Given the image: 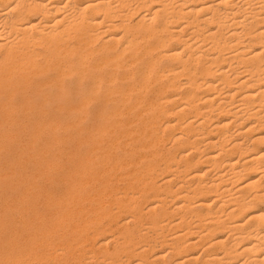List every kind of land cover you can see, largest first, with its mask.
Returning a JSON list of instances; mask_svg holds the SVG:
<instances>
[{
    "label": "bare ground",
    "instance_id": "bare-ground-1",
    "mask_svg": "<svg viewBox=\"0 0 264 264\" xmlns=\"http://www.w3.org/2000/svg\"><path fill=\"white\" fill-rule=\"evenodd\" d=\"M25 125L73 166L0 169V264H264V0H0Z\"/></svg>",
    "mask_w": 264,
    "mask_h": 264
},
{
    "label": "rangeland",
    "instance_id": "rangeland-1",
    "mask_svg": "<svg viewBox=\"0 0 264 264\" xmlns=\"http://www.w3.org/2000/svg\"><path fill=\"white\" fill-rule=\"evenodd\" d=\"M1 128L0 169H3L6 172L15 171L17 179L25 180L29 178L33 180L38 170L41 168L40 170L43 169L42 171H44L47 175L50 174L52 176H55L56 179H54L53 182H50L49 179L42 177L37 178L34 181H36V183L40 186L49 187L55 184V182L57 181V176L61 174V172H64L65 170H68L73 166V162H69L67 160V156L70 153V149H74L76 143L74 141V143H71L69 146H62V141L67 140L66 138H73L75 140L74 127L53 129L46 127L36 128L32 125H25ZM4 134H8L9 136H11L10 138H4ZM12 136H14V139H12ZM30 146H34V148ZM49 162L52 164H50ZM58 169L60 172L58 171ZM9 181V178L2 181L0 185V197L6 196L8 197V200L10 202V194H7L5 188L6 184Z\"/></svg>",
    "mask_w": 264,
    "mask_h": 264
}]
</instances>
